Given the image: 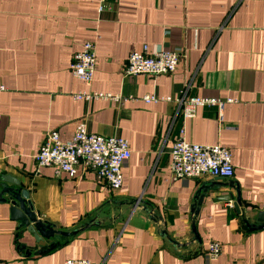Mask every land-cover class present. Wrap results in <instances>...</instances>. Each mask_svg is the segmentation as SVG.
<instances>
[{"label":"crops","instance_id":"1","mask_svg":"<svg viewBox=\"0 0 264 264\" xmlns=\"http://www.w3.org/2000/svg\"><path fill=\"white\" fill-rule=\"evenodd\" d=\"M85 42L96 54L88 84L69 69ZM144 45L178 51L175 70L124 75ZM0 87V174L29 192L38 219L70 232L37 241L0 202V264H264V228L233 206L238 195L250 224L264 211V0H0ZM82 91L119 98L73 97ZM144 95L219 99L222 116L210 105L183 118L178 103ZM79 123L127 140L118 190L82 167L69 177L35 165L47 131L67 141ZM182 129L226 147L233 177L174 179Z\"/></svg>","mask_w":264,"mask_h":264},{"label":"built area","instance_id":"2","mask_svg":"<svg viewBox=\"0 0 264 264\" xmlns=\"http://www.w3.org/2000/svg\"><path fill=\"white\" fill-rule=\"evenodd\" d=\"M101 9V7L99 8ZM180 53L176 50H160L148 53L144 45L141 51H133L128 55L123 67L124 75L136 74H171L179 61ZM96 62L95 47L90 42H85L81 49L74 54L70 63V72L73 77L90 83L93 79ZM2 88V87H0ZM75 99L90 100L93 98L117 100L119 95L109 92H77ZM145 102L168 101L178 103L181 107L183 118H191L200 106L218 105L220 118L222 104L219 99L210 97L190 96L174 98L171 96L144 95ZM179 137L174 140L170 149L171 176L174 179L198 178L208 176L229 179L233 177L231 153L219 144L202 145L191 143L184 139L183 129ZM130 157L128 142L119 136H104L89 133L85 123H79L67 141L59 138L56 130L47 131L34 156L37 168L52 166L57 171L74 177L77 169L91 170L97 179L106 182L111 190H118L122 185L121 168ZM221 252L218 242H210L208 256L217 257ZM63 264H92L85 259H66Z\"/></svg>","mask_w":264,"mask_h":264},{"label":"water","instance_id":"3","mask_svg":"<svg viewBox=\"0 0 264 264\" xmlns=\"http://www.w3.org/2000/svg\"><path fill=\"white\" fill-rule=\"evenodd\" d=\"M214 179H218V177H214ZM209 186L210 185H203L201 190L206 192L209 189ZM201 199L202 197L200 196L198 203L201 202ZM0 202L8 204L10 217L17 221V227L33 233L37 241L44 238L49 239L56 234L63 236L70 235V232L57 230L50 223L38 219L37 214L34 212L31 202L29 201V192L20 187L19 181L6 174H0ZM233 206L236 208L237 212L241 214L247 227L250 229L264 228V211L257 212L255 218L257 224H250L248 218L245 217V214L241 210V203L238 195ZM192 231L195 238L199 240L194 226H192ZM75 232L76 231L71 233Z\"/></svg>","mask_w":264,"mask_h":264}]
</instances>
